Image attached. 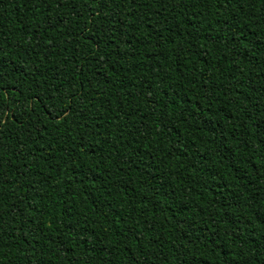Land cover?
I'll use <instances>...</instances> for the list:
<instances>
[{"label":"trees","instance_id":"1","mask_svg":"<svg viewBox=\"0 0 264 264\" xmlns=\"http://www.w3.org/2000/svg\"><path fill=\"white\" fill-rule=\"evenodd\" d=\"M0 264H264V0H0Z\"/></svg>","mask_w":264,"mask_h":264}]
</instances>
